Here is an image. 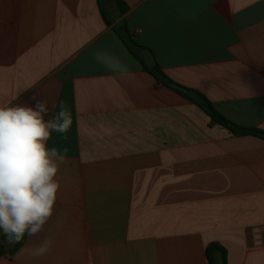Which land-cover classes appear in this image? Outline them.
Instances as JSON below:
<instances>
[{"label": "crops", "instance_id": "crops-1", "mask_svg": "<svg viewBox=\"0 0 264 264\" xmlns=\"http://www.w3.org/2000/svg\"><path fill=\"white\" fill-rule=\"evenodd\" d=\"M121 1L108 23L100 0H0V107L73 120L51 218L0 264H264V134L193 100L264 132V0Z\"/></svg>", "mask_w": 264, "mask_h": 264}, {"label": "clouds", "instance_id": "clouds-1", "mask_svg": "<svg viewBox=\"0 0 264 264\" xmlns=\"http://www.w3.org/2000/svg\"><path fill=\"white\" fill-rule=\"evenodd\" d=\"M34 106L0 107V230L15 241L43 230L53 214L60 183L59 166L69 149L48 148L52 133L67 139L73 120L63 101L51 119L47 102L32 97ZM51 241L31 250L47 254Z\"/></svg>", "mask_w": 264, "mask_h": 264}, {"label": "trees", "instance_id": "trees-1", "mask_svg": "<svg viewBox=\"0 0 264 264\" xmlns=\"http://www.w3.org/2000/svg\"><path fill=\"white\" fill-rule=\"evenodd\" d=\"M103 2L104 0H100V3L102 4L101 8H102V13L106 19V21L109 23V19L106 15V11L104 9L103 6ZM117 4H118V9L120 11V13H124L127 9H126V5L124 3H122L121 0H116ZM122 33H126L128 34V31L124 26H122V28H115L114 32L118 35V37H120L121 39L124 38V34L122 35ZM138 46V45H137ZM138 48H140V46H138ZM137 56L139 57V59L141 60L142 64H143V68L148 71L149 73H151L157 80H159L162 84L166 85L169 82V79L162 73V71L159 69V67L157 65L148 68L145 63L143 62V60L141 59V57L138 55V53H136ZM176 91L182 93L183 95H185L184 93V88L181 87L180 85L175 84L173 87ZM194 94H196V97L193 98L194 101L197 102V104L202 107V109L205 110V112L218 124L223 125L224 127H226L229 131L235 133V134H264V132L259 131L257 129H253V128H245V127H241L238 125H235L234 123L230 122L229 120H227L225 117H223L221 114H219L218 112H216L214 109H212L208 103V101L202 96L200 95L198 92H194ZM186 96V95H185ZM220 248V250L222 251L223 254V259H224V249L222 247H218L217 244H212L207 248V257L209 260V264H213V256H212V251L214 249H218ZM14 250V249H13ZM12 251V250H10ZM5 252V250L2 248L0 249V253Z\"/></svg>", "mask_w": 264, "mask_h": 264}, {"label": "water", "instance_id": "water-1", "mask_svg": "<svg viewBox=\"0 0 264 264\" xmlns=\"http://www.w3.org/2000/svg\"><path fill=\"white\" fill-rule=\"evenodd\" d=\"M104 5H105V9L109 16L110 21L114 22L120 14L117 2L115 0H105ZM139 54L143 58L148 68H151L154 66L155 64L154 57L148 49H141ZM15 244H16L15 240L10 238L9 236H6L0 241V249L3 248L6 251H10L14 248Z\"/></svg>", "mask_w": 264, "mask_h": 264}]
</instances>
